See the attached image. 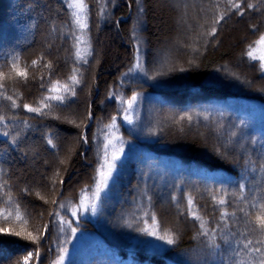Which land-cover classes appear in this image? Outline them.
Wrapping results in <instances>:
<instances>
[{
  "label": "trees",
  "instance_id": "1",
  "mask_svg": "<svg viewBox=\"0 0 264 264\" xmlns=\"http://www.w3.org/2000/svg\"><path fill=\"white\" fill-rule=\"evenodd\" d=\"M86 3L89 29L80 33L63 0H0V93L20 105L13 108L0 95V185H5L0 188V211L11 213L7 221L0 216V264H24L29 252V264H53L78 235L85 237L66 264H231L227 257L208 256L212 249L207 237L194 238L199 222L187 212V197L211 229L220 216L213 211L212 197L221 189L227 190L224 198L230 202L233 192L239 195L237 182L246 184V197L264 194L259 171L264 72L246 54L264 34V0H247L259 11L242 3L243 17L228 12L219 25L215 20L227 11V0H177L174 14L157 0H139L142 13L135 0L131 7L129 0ZM70 28L91 41L90 49L79 45L87 64L75 61L73 37H62ZM137 48L145 54L141 71L125 78ZM155 48L159 56L153 54ZM17 56L18 66L28 71L27 81L10 71ZM33 60L39 63L32 66ZM48 63L51 73L44 67ZM73 68L81 83L64 105L53 102L46 116L23 108L36 106L46 94L41 76L46 87L49 81L63 85ZM133 96L136 110L125 126L120 114ZM113 120L127 146L126 156L101 195L97 213L90 219L74 217L71 210L82 190L90 191L96 180L97 133ZM246 160L251 162L246 165ZM246 167L247 179L242 180ZM56 213L72 221L75 234ZM237 216L241 219L232 226L237 237L247 233L254 238L247 218L238 210ZM146 227L159 235L174 233L177 241L168 245L141 231ZM216 242L227 247L219 230ZM235 259L249 264L255 256L241 250Z\"/></svg>",
  "mask_w": 264,
  "mask_h": 264
},
{
  "label": "snow or ice",
  "instance_id": "2",
  "mask_svg": "<svg viewBox=\"0 0 264 264\" xmlns=\"http://www.w3.org/2000/svg\"><path fill=\"white\" fill-rule=\"evenodd\" d=\"M111 2V0H109ZM135 2L138 5V12L142 13L144 9L139 6V0H135ZM132 0H129V7H131ZM228 3V9L226 12H221L218 16V18L215 20V24L219 25L221 21H224L226 16L228 15V12H233L235 15H239L243 17L245 15V7L250 10H256L259 11V8L257 5L253 3H247V0H241V3L234 2V0H227ZM244 4L245 7H242L241 4ZM63 5L66 6L67 9H74L73 11H70L69 13V20L71 21V24L74 25L76 28L80 30V33L86 32L89 29V24L87 22V15H83V13L87 12L88 4L86 3V0H63ZM216 7H219L217 4ZM57 29H53V31H56ZM255 30V28H254ZM216 28L213 27L211 30L210 35H215ZM71 35L73 37V48L75 49L73 56L75 58L76 62H83L84 64L88 63V60L81 56L79 45L80 44H87L88 48H91V41L90 39L85 41L82 39V36L77 34L75 31H73L71 28L69 32H63L62 37H68ZM135 35V33H134ZM257 46L264 45V34H261L259 36V39L254 42ZM257 51L256 47H253L252 45H249V48L247 50V56L250 60H259L260 61V70L264 72V55H255L254 53ZM91 51L87 52V55H91ZM144 52L142 49L137 48L136 50V68L141 67L142 58L144 57ZM43 59V57H41ZM19 57H15L13 61L11 62L10 71L15 72V76L18 78L23 79L24 81L28 80V71L26 68H20L18 66ZM39 63V61L33 60L32 66H36ZM45 68L49 70L51 73L53 71V66L51 63L45 64ZM131 71V69H130ZM73 74L68 77V82H65L63 85H61L60 81H56L55 83L48 82L50 86L46 87L44 82V77L41 76L40 80V88L45 90L46 94H42L41 97L38 99L36 106H32L30 104H23V108L29 112V113H35L39 116H46L49 113L45 111V109L51 110L53 108V102H56V105H64L70 96L76 95V86L81 83L80 73L73 68L72 70ZM0 87H3L2 84H0ZM0 95H3L5 99L11 101V106L13 108L20 107V105L17 104L16 100L13 99L12 96H7L4 93H0ZM136 100V97H132V101L134 102ZM4 122V117L0 116V123ZM131 122V121H129ZM27 124V121L24 122ZM115 125L113 124L112 127ZM3 135L7 137L9 134L8 132H4ZM233 135H235L233 133ZM84 143H87L86 137H81ZM12 144H17V139H13L11 141ZM47 143L51 145L52 147H55L56 145L53 144L51 139L47 140ZM264 151V149H262ZM118 159V157L113 156L111 162L109 163L107 158V149L105 148V157H104V163L100 165V167L97 169L99 175L102 177L101 183L103 187H97L94 195L96 199L98 200L99 193L104 190V188H107L109 186V181L113 180V172L116 170V163L115 161ZM251 161L246 160L245 164H249ZM107 167V172L105 173L103 169ZM249 169L246 167L244 169V172L241 173V179H247V176L245 173H247ZM252 171H255L253 169ZM259 171L264 176V157H262V161L259 165ZM95 180L96 177H93ZM63 183V181H61ZM5 185H0V188L4 187ZM54 187V185H53ZM236 187L239 189V195L237 193L233 192L231 195L234 197V199L230 202L226 200L224 197L228 195V192L226 189H221L220 195H213L212 199L215 201L213 211H220V216L218 219L217 224L215 227H212L209 229L208 227V221L204 219L203 216L199 215L197 211H194V204L193 199L189 195L187 197V212L188 214L195 220L199 222V228L200 231L196 234L194 238H198L199 236L207 237V247L212 249L211 252L208 253V256L212 259H216L219 257L220 260H225V257H227V260L231 262V264H244V261L241 259H235L240 256L241 250H246V252L249 255H254L255 259L249 261V264H264V194H261L259 197H246L245 196V190H246V184L242 182H237ZM24 192H27L28 189H23ZM84 190H82V196H83ZM175 199V198H173ZM9 200H11V197H9ZM243 205V206H241ZM227 206H232L234 209L232 212H229L227 210ZM61 208L64 207L63 204L60 205ZM81 207L84 211H91L93 215H95L98 211L97 205L95 203H92L90 205H85L83 199H81ZM237 210L243 214V217L247 218L245 220V223L248 225H251V228L249 229L250 232L256 233L257 235L254 238H248L247 233H241L240 237H237V231L232 230V226L235 225L241 218L237 216ZM252 213H258L255 215V219L253 220L251 218ZM11 213L9 212L7 215H5L4 212L0 211V216H4L5 221L8 220ZM57 217H59V222L63 225L66 224L68 227L71 228L72 221L71 220H65L64 217L60 216L59 213L55 214ZM72 215L75 217L77 215L76 211L72 212ZM183 215V214H182ZM16 218H21L19 213V207L17 206L16 209ZM153 222L155 224V217H152ZM231 221V224H230ZM45 228H47V225H45ZM63 230V229H61ZM218 230L221 238L223 239L224 245L227 247L222 249L221 244H218L216 242ZM71 231L73 234H75L76 229L71 228ZM142 232L146 233L149 236H154L158 240L165 241L168 245H174L177 241V237L174 233L165 231L163 235H159L156 230L153 228H143L141 229ZM14 235H20V233H13ZM29 236L31 237V233H29ZM32 239H38L37 237H32ZM219 250V251H217ZM230 254V255H229ZM38 256L39 254L36 253ZM33 256V253L29 252L28 256L24 258V264H29V259ZM235 257V258H234ZM62 259V258H61Z\"/></svg>",
  "mask_w": 264,
  "mask_h": 264
},
{
  "label": "rangeland",
  "instance_id": "3",
  "mask_svg": "<svg viewBox=\"0 0 264 264\" xmlns=\"http://www.w3.org/2000/svg\"><path fill=\"white\" fill-rule=\"evenodd\" d=\"M177 0H157V2L165 4L172 12L173 14L175 13V5H177L175 2ZM74 9H71V11H73ZM83 15H86V13H83ZM165 44V43H164ZM257 48V51L254 53L255 55L259 56V55H264V45H260V46H255ZM80 49V54H83V47L79 48ZM173 49V48H172ZM153 54H156L159 56V50L157 48L153 49ZM173 51V50H172ZM259 61V60H258ZM260 62V61H259ZM136 64V60L134 63V66H132L131 71L129 70L126 74H125V78H129V76H131V78L133 77L134 74L138 73L139 71H141V67L140 68H136L135 67ZM136 97V96H135ZM137 100V99H136ZM136 100L133 102L132 99L127 102L128 104H126L125 106L123 105V109L121 111V119L119 120L120 123L126 125H129V121L133 120V116H134V111L136 110ZM115 125L114 127H112V125ZM118 122L116 120L111 121L106 127L102 128L98 133H97V143H98V158H99V166L100 167L101 164L104 163V157H105V148L107 149V158L109 163L112 160V157H118V159L115 161L116 166L117 164L120 163V161L123 159L124 156H126V144L125 142L120 138V134H119V126H118ZM103 171L106 173L107 172V167H105L103 169ZM116 173V170L113 172V176ZM102 177L99 175L98 171L96 174V180L95 183L93 185V187L90 189V191H84L83 192V196L81 195V199H83L84 204L85 205H90L92 203H95L98 207V203L99 200L101 198V195L104 196V193L106 192L107 188H104V190L102 192L99 193V199L97 200L94 193L97 189V187H103L102 183H101ZM111 181V180H110ZM109 181V183H110ZM74 210H71V214L73 211L77 212V215L75 217H87V218H91L94 215L91 213V211H84L83 208L81 207V200L79 201V203L74 206ZM73 216V215H72ZM59 219V218H58ZM84 235H78L76 236L74 239V241L72 242V244L70 245V247L65 250L60 257L53 263V264H66L67 260H69V257L72 256L74 250L80 245V242L82 241V239L84 238ZM62 258V259H61Z\"/></svg>",
  "mask_w": 264,
  "mask_h": 264
}]
</instances>
